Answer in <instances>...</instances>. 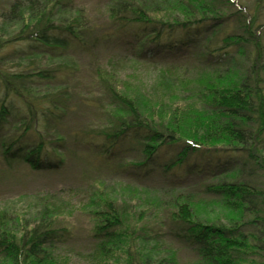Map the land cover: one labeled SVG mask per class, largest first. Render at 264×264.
I'll use <instances>...</instances> for the list:
<instances>
[{
    "label": "trees",
    "instance_id": "1",
    "mask_svg": "<svg viewBox=\"0 0 264 264\" xmlns=\"http://www.w3.org/2000/svg\"><path fill=\"white\" fill-rule=\"evenodd\" d=\"M69 2L0 4V167L51 171L63 163L60 126L70 91L48 88L69 75L32 57H60L98 40L96 26L66 8ZM109 2L111 29L102 28L101 39L131 37L135 55L158 62L181 60L182 51L202 45L204 72L156 92L94 72L110 112L87 148L119 166L124 148L137 146L136 179L144 183L156 172L165 184L158 188L169 189L165 197L142 184L128 185V194L91 193L82 207L95 264H177L175 249L160 240L164 228L191 249L195 264H264V0ZM71 191L48 192L26 209H0V264H70L61 248L72 237Z\"/></svg>",
    "mask_w": 264,
    "mask_h": 264
},
{
    "label": "rangeland",
    "instance_id": "2",
    "mask_svg": "<svg viewBox=\"0 0 264 264\" xmlns=\"http://www.w3.org/2000/svg\"><path fill=\"white\" fill-rule=\"evenodd\" d=\"M9 1L11 0H0V4L3 5ZM240 1L252 5L254 0ZM110 4L109 0H72L71 4L70 2L66 4V8L70 7L71 12L77 10L85 12L86 19L96 26L95 35L98 40L91 47L87 49L71 47L60 57L53 58L45 54H34L32 57L34 58L32 61L42 68L57 66L61 72H67L69 75L66 78H58L55 85L51 84L48 88L52 91L63 84L68 86L70 91V110L63 116L60 126V132L66 140L62 165L51 171H33L26 165L0 167V209L4 207L26 209L35 204L34 198L44 196L48 192L73 189L70 200L74 203L75 209L70 210L73 217L67 221L72 230V237L61 248L62 252L68 255L70 264H95L96 261L92 257L94 247L89 231L90 220L82 207L88 205L91 193L104 188L113 194H128V185L134 187L133 185L140 184L151 188L157 187L154 191L161 197L169 193L167 192L169 189L165 190L166 187L158 188L165 184L164 179L156 172L144 183L136 179L138 176L134 174L131 163L142 159L137 146L128 145L124 148L118 162L119 166L112 162L104 163L101 156L87 148V142L106 128V114L110 112L104 107L106 101L103 100L104 97L95 83L94 72L100 68L114 73L122 81H127L131 85L155 92L167 90L166 87L169 85L172 87L174 80L178 77L185 79L204 72L201 70L204 67L203 64L198 61V55L203 51L202 45H196L188 52L182 51L181 60L158 62L148 56L135 55V50L133 52L130 46L134 42L131 37L123 40L114 39V37L110 40L101 39V33L104 32L102 28L107 31L111 29L106 13ZM177 35L178 33H175V36ZM221 36L220 33L219 37ZM216 39L213 36L212 43ZM19 60L25 59L20 58L16 61L20 62ZM236 61V67L244 63L243 57L239 55L236 56ZM53 127V125L50 126L48 131V138L52 140L58 136ZM88 145L91 146V142ZM167 157L169 156L164 153L161 156L162 162L167 160ZM196 179L202 180V178H195V181ZM54 201L61 203L57 196ZM160 240L175 249L177 264L196 263L197 258L191 249L176 240L165 228L162 229Z\"/></svg>",
    "mask_w": 264,
    "mask_h": 264
}]
</instances>
